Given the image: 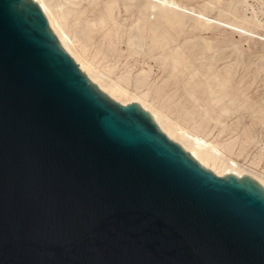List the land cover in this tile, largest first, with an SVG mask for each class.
<instances>
[{
    "label": "water",
    "instance_id": "95a60500",
    "mask_svg": "<svg viewBox=\"0 0 264 264\" xmlns=\"http://www.w3.org/2000/svg\"><path fill=\"white\" fill-rule=\"evenodd\" d=\"M0 264H264V186L108 95L36 0H0Z\"/></svg>",
    "mask_w": 264,
    "mask_h": 264
},
{
    "label": "rangeland",
    "instance_id": "374dc122",
    "mask_svg": "<svg viewBox=\"0 0 264 264\" xmlns=\"http://www.w3.org/2000/svg\"><path fill=\"white\" fill-rule=\"evenodd\" d=\"M172 1L180 8L162 12L161 0H51L92 70L128 90L119 98H143L177 121L216 170L264 181V0Z\"/></svg>",
    "mask_w": 264,
    "mask_h": 264
},
{
    "label": "bare ground",
    "instance_id": "6f19581e",
    "mask_svg": "<svg viewBox=\"0 0 264 264\" xmlns=\"http://www.w3.org/2000/svg\"><path fill=\"white\" fill-rule=\"evenodd\" d=\"M36 1L40 5L42 11H44V13L46 14V16L49 20L48 23H50L51 27L53 28V30L57 34L56 36H58L57 38H58L59 42L66 49V51H68L76 59V61L79 63L78 66H80L81 69H83L88 74V76L94 82H96L97 85H99V87L102 90L107 92L108 95H110L111 97H113L114 99H116L122 103L126 102V99L119 98V96L125 95L128 90L126 91L117 82H112V83L111 82L110 83L104 82L101 79L100 75L98 73H96L94 70H92V62L88 58L87 47L81 43V40L79 41L77 38H71L70 37L69 28H68V24H67V20H66L67 17H66V14L61 10L60 4L59 3L53 4L51 2V0H36ZM68 1L70 3H72V2L75 3L76 0H73V1L68 0ZM113 2L115 3V0H112L111 3H113ZM161 2L163 5V7L160 8L162 12H164L166 9H168L167 5H173L176 8H180V5L178 3L172 1V0H161ZM115 5H117V2ZM166 15H168V14H166ZM101 23L104 24L103 19H101ZM183 23L184 22H182V24ZM171 25H172V23H171ZM175 57L173 60L176 62L177 57L176 58ZM174 61H173V64H174ZM135 97H137V96L133 95V96H130L129 98H132V100H135V99H133ZM138 102L142 107H144L145 109L148 110V112L152 115V117L154 118L156 123L159 125V127L161 129H163L169 135V137L177 139L186 149H188L190 151V153L197 160H199V162L210 167L217 174L225 173L224 172L225 169L228 170L226 172H232V173H235L238 175L241 174V171L235 170L232 165H229L228 167H225L224 169H221V170H216V166L214 164L211 167V162L218 163L217 162L218 159L216 160L215 157H213L211 155V153L208 150L209 148L204 147L205 149H203V147H202L203 145L200 144L199 139L197 137H194L197 140V142L191 143V141H189L190 139L188 140V137H187V136H189V134H188L189 132L187 133V130H185L177 121L171 120L170 119L171 117L169 118L165 114L164 115L166 118L163 117V114H160L162 111L159 113V110L156 107L151 106V104L148 105V103H146L145 99H143V98ZM232 164H234V163H232ZM251 176L253 177V175H251ZM254 178L256 179V177H254ZM256 180H258V182H260L264 186L263 180L258 179V178Z\"/></svg>",
    "mask_w": 264,
    "mask_h": 264
}]
</instances>
